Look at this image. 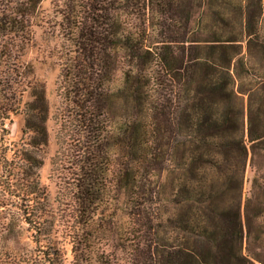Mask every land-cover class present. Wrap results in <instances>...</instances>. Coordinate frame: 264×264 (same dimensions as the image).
Instances as JSON below:
<instances>
[{
  "label": "trees",
  "instance_id": "16d2710c",
  "mask_svg": "<svg viewBox=\"0 0 264 264\" xmlns=\"http://www.w3.org/2000/svg\"><path fill=\"white\" fill-rule=\"evenodd\" d=\"M39 29L60 61L55 113ZM50 118L75 258L123 213L128 264H264V0H0V233L26 224L37 259L62 264L44 237Z\"/></svg>",
  "mask_w": 264,
  "mask_h": 264
},
{
  "label": "rangeland",
  "instance_id": "374dc122",
  "mask_svg": "<svg viewBox=\"0 0 264 264\" xmlns=\"http://www.w3.org/2000/svg\"><path fill=\"white\" fill-rule=\"evenodd\" d=\"M51 37L52 35L46 29H39L37 46L31 50L30 57L34 60L40 77L46 81L51 112L55 113L59 105L57 80L60 74V61L53 56L51 47L54 43ZM8 126L11 130L10 141L20 142L24 134L25 116H16ZM48 127L51 133V142L45 154V164L39 172L41 184L47 189L52 209L57 212L58 216L52 219L49 226L50 233H46L44 237L54 240L55 247L62 254V264H99L98 260L104 261L106 264H128L130 253L133 252L132 245L135 243L133 239L137 238L128 233L131 221L123 213L120 218L113 219L112 225L100 224L93 233H87L90 235H85L78 258H75L72 250V236H77L78 233H70L68 230L69 224L72 223L70 221L74 218L71 202L65 201L67 197L63 195V191L66 184L63 185L61 177L56 170H53L54 166L51 163V158L55 156L58 149L57 131L59 125L53 118H50ZM252 177L253 171L249 167L244 186L247 193ZM15 224L12 233H0V259L12 262V259L17 257L15 261L20 260L19 264H47L46 261L37 259L42 248L35 242L36 234L33 233V230L23 232L22 228L25 229L27 225L18 222ZM144 234L141 233V235Z\"/></svg>",
  "mask_w": 264,
  "mask_h": 264
}]
</instances>
